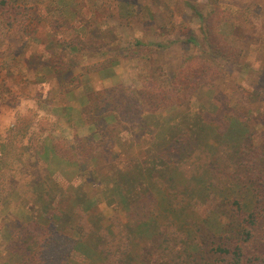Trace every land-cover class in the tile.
<instances>
[{
  "label": "rangeland",
  "instance_id": "rangeland-1",
  "mask_svg": "<svg viewBox=\"0 0 264 264\" xmlns=\"http://www.w3.org/2000/svg\"><path fill=\"white\" fill-rule=\"evenodd\" d=\"M8 3L12 10L0 11L10 13V18L19 16L12 5L35 3L42 10L40 19L29 28L14 19L2 33L0 264H175L179 256L180 262L186 254L182 247L178 253L156 249L161 237H172L166 220H176L177 228L188 234L197 228L185 226L186 221L199 222L201 218L188 206L170 210L166 198L158 199L150 214L143 210L129 218L113 183L126 191V182L131 184V175L138 174L136 161L146 157L153 138L147 130L151 123L166 129L171 120L189 111L212 112L213 120L220 111L246 117L254 145L264 151V0ZM64 4L74 12L73 19L70 13L64 16L75 21L64 22L59 13ZM54 33L56 37L49 43ZM189 37L199 47L188 43ZM77 42L87 46L78 52L72 49L68 72L58 75L47 62L46 50L51 47L57 53H67V48H61ZM214 48L221 58H212ZM203 52L209 53L204 56ZM204 59L212 62L216 73L212 86L190 85L186 89L191 93L189 104L161 108L164 110H158L154 117L146 114L142 121L145 129H137L140 121L134 123L131 118L116 124L110 118L102 121L98 117L116 112L111 111L115 106L108 103L107 90L126 97L130 93L150 110L139 100L138 91L149 88L151 80L160 87H168L174 77L201 82L194 74L189 76L187 69L197 67L199 72V62ZM90 101L100 104L98 112L94 104L89 106ZM103 130L111 140L101 136ZM178 174L176 171L174 176ZM155 180L157 188L170 197L165 189L168 179ZM172 193L177 194L172 203H179L183 195L178 194L183 190L174 187ZM135 196L128 191L130 203ZM52 208L60 218L44 217ZM146 216L148 224L136 228L137 221ZM215 221L209 217L202 228L205 231L196 235L205 248L195 264H220L210 252L216 238L208 232L217 237L220 227ZM25 228L35 234L44 232V240L52 239L40 259L30 261L27 257ZM153 230L157 235L151 236ZM37 244L33 242L31 248L35 250Z\"/></svg>",
  "mask_w": 264,
  "mask_h": 264
},
{
  "label": "trees",
  "instance_id": "trees-1",
  "mask_svg": "<svg viewBox=\"0 0 264 264\" xmlns=\"http://www.w3.org/2000/svg\"><path fill=\"white\" fill-rule=\"evenodd\" d=\"M64 1L61 0V3ZM12 7L19 15L17 18H10V13L4 15V12L0 11V47L4 45L2 33L6 28L12 26L14 19H20L25 23L23 28H29L35 19L38 21L41 17V5L38 6L34 3L23 5V7L13 5ZM0 8L7 11L12 10L8 0H0ZM59 13L63 15L65 23L75 21V19L70 20L64 16L66 13H70L69 17H73L74 12H71L69 6L64 4ZM77 23L81 24L83 21L77 20ZM55 37L56 33L49 39V43H53ZM187 42L199 47L193 37L187 38ZM135 44L139 45L140 42H135ZM75 45L70 47L68 44V47L61 48H67V53L65 50L57 53V50L51 47L46 50L49 55L47 62L50 67L54 66L55 73L58 75L68 72L72 59L70 51L72 49L76 52L82 51L87 43L77 42ZM208 53L203 52L204 56ZM65 55H67L66 59ZM221 55L217 48H214V53L211 54L212 58H221ZM190 59L193 61L194 58ZM211 63L207 59H204L202 63L199 62V72L196 71L197 67L187 69L189 76L194 74L195 77H199V81L201 79V82L198 83L196 79L187 81L183 77L178 80L174 77L170 84H167L168 87H160L152 80L148 82L149 88L145 87L142 91H138L137 95L143 104L146 103V106L150 107V110L139 105L130 93L129 97H126L121 92L116 93L114 89L107 90L108 103L115 106L114 109L111 108V111L116 112L104 116L99 114L98 117L102 121H107L110 118L116 124L131 118L134 123L140 121L137 129H145L142 121L146 114L154 117L161 108L176 109L189 104L191 93L186 89L191 86L196 87L203 84L208 87L212 86V79H215L216 73ZM203 71H206V75L202 74ZM105 103L107 104V102ZM93 104L94 102H89V106ZM98 105H100L98 102L94 104V111H99ZM220 112L221 114L215 120L210 118L209 114L212 112L206 110L185 112L171 120L172 122L166 129L158 123H151L147 130L153 138L150 140L151 145L146 150V157L136 161L138 174L131 175L133 178L131 184L126 182L128 184L126 191L121 190L120 184L113 183L112 188L116 190L118 196L127 206L126 211L130 213L127 215L129 218H132L134 212L138 214L143 210L150 214V208L157 207V201L160 198H166L172 211L177 209V206L184 205L192 208L195 214L201 218L199 222L198 220L186 221L185 226L194 225L197 228L192 229V232L188 234L182 233L183 228H177L176 220L173 221L172 218L166 220L165 227L171 229L172 237H161V242L156 246V249H160L163 253H178L180 252L179 247H182L186 254L180 262L178 259L180 256L177 257L173 261L175 264H195L198 263L196 259H201L200 253L205 246L196 235L205 231L202 228L204 224L208 223L209 217L216 220L217 226H220L217 237H215L217 235L215 232H208L210 237L216 238V243L215 241L211 243L214 245L210 246L211 251L208 248V251L217 256L215 262H220V264H264V151L254 145L251 129L246 124L248 122L246 117L242 119L238 115L233 116L231 113ZM101 133V136H106L111 140L107 130H103ZM161 133L160 137H156ZM186 163H190V168L184 166ZM176 171L179 174L174 176ZM156 178L168 179L169 185L165 189L169 192L170 197L168 193L166 195L165 191L157 188V180L154 181ZM174 187L180 191L183 190V193L178 194L183 195V198L177 204L172 203L177 195L174 196L172 193ZM130 190L136 195L132 203H130L129 197L127 198ZM56 213L57 211L52 208L50 212L44 214V217L47 219L60 218L61 214ZM148 218L149 216H146L144 221L138 220L136 228L148 224ZM200 222L202 224H199ZM43 235L44 232L35 234L29 228L24 229L25 241L28 244L27 257L30 261L40 259L42 254L47 252V247L52 239L48 241L45 239L46 242L41 238ZM155 235H157V231L153 230L151 236ZM158 235L160 236L161 233ZM33 242L38 243L35 250L31 248Z\"/></svg>",
  "mask_w": 264,
  "mask_h": 264
}]
</instances>
